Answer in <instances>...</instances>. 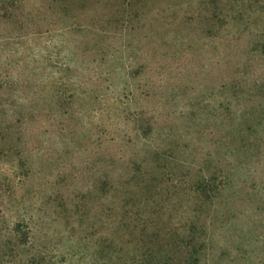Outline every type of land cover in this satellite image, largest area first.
Instances as JSON below:
<instances>
[{
    "label": "rangeland",
    "instance_id": "1",
    "mask_svg": "<svg viewBox=\"0 0 264 264\" xmlns=\"http://www.w3.org/2000/svg\"><path fill=\"white\" fill-rule=\"evenodd\" d=\"M132 176L264 264V0H0V222L77 249Z\"/></svg>",
    "mask_w": 264,
    "mask_h": 264
},
{
    "label": "trees",
    "instance_id": "2",
    "mask_svg": "<svg viewBox=\"0 0 264 264\" xmlns=\"http://www.w3.org/2000/svg\"><path fill=\"white\" fill-rule=\"evenodd\" d=\"M19 169L18 164L14 170ZM130 185L135 191L123 189ZM102 186V192L108 188L104 194L109 196L105 216L93 226L97 229L79 238L77 249H61L63 236L59 233L55 239L43 233L45 224L40 219L16 220L10 227L2 221L0 264H201L204 226L175 222L178 214L172 216L169 208L158 205L152 195H145L141 202L137 200L141 189L136 177L126 179L121 188L113 183ZM165 215L169 216L162 221ZM59 219L56 215L52 221ZM69 237L67 242H72L74 236Z\"/></svg>",
    "mask_w": 264,
    "mask_h": 264
}]
</instances>
